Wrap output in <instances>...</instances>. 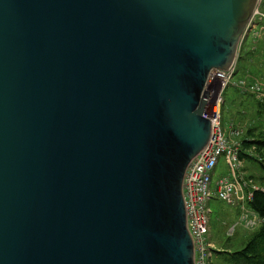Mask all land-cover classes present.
Segmentation results:
<instances>
[{
    "label": "water",
    "instance_id": "1",
    "mask_svg": "<svg viewBox=\"0 0 264 264\" xmlns=\"http://www.w3.org/2000/svg\"><path fill=\"white\" fill-rule=\"evenodd\" d=\"M258 2L0 0V264H195L206 84Z\"/></svg>",
    "mask_w": 264,
    "mask_h": 264
},
{
    "label": "rangeland",
    "instance_id": "2",
    "mask_svg": "<svg viewBox=\"0 0 264 264\" xmlns=\"http://www.w3.org/2000/svg\"><path fill=\"white\" fill-rule=\"evenodd\" d=\"M261 33L259 26L251 27L241 42L232 84L224 89L219 106L221 126L238 164L228 163L226 157L220 158L212 178V191L225 178L233 182L234 176L238 180L242 177L246 185L231 205L223 200L210 201L207 264H229V256L242 251L264 227V220L251 206L254 193H264V174L258 164L264 159V150L255 144L264 141V34ZM243 81L259 87L261 97L242 93L237 87ZM220 87L221 81L213 85L211 103L216 102Z\"/></svg>",
    "mask_w": 264,
    "mask_h": 264
},
{
    "label": "built area",
    "instance_id": "3",
    "mask_svg": "<svg viewBox=\"0 0 264 264\" xmlns=\"http://www.w3.org/2000/svg\"><path fill=\"white\" fill-rule=\"evenodd\" d=\"M264 0H259L252 19L246 29L244 39L250 32V28L259 26L264 34V12L262 5ZM257 35V34H256ZM235 63L227 72H213L209 77L206 90L212 92L213 85L221 81V87L216 94V102L211 103L212 94L209 93L208 105L203 115L211 123V136L207 146L190 163L186 170L183 180V199L186 211L187 229L192 238L195 264H207L209 257V244L207 235L209 233V220L211 210L209 207L212 199L223 200L227 204H233V200L238 198V192L241 187L246 185V181L240 177L234 176V181L225 178L215 190L212 191V178L216 171L220 158L226 157L230 164H238V158L233 153V146L227 139L222 126L219 106L222 102V94L225 88L232 84L235 75ZM245 81L238 84V89L242 93L261 97L259 87ZM259 94V96H258ZM241 184V186H240Z\"/></svg>",
    "mask_w": 264,
    "mask_h": 264
},
{
    "label": "trees",
    "instance_id": "4",
    "mask_svg": "<svg viewBox=\"0 0 264 264\" xmlns=\"http://www.w3.org/2000/svg\"><path fill=\"white\" fill-rule=\"evenodd\" d=\"M255 144L260 150H264V141ZM258 164L264 174V159L258 161ZM251 206L264 220V193H254ZM229 257V264H264V227L258 231L242 251Z\"/></svg>",
    "mask_w": 264,
    "mask_h": 264
},
{
    "label": "bare ground",
    "instance_id": "5",
    "mask_svg": "<svg viewBox=\"0 0 264 264\" xmlns=\"http://www.w3.org/2000/svg\"><path fill=\"white\" fill-rule=\"evenodd\" d=\"M226 90V89H225Z\"/></svg>",
    "mask_w": 264,
    "mask_h": 264
},
{
    "label": "crops",
    "instance_id": "6",
    "mask_svg": "<svg viewBox=\"0 0 264 264\" xmlns=\"http://www.w3.org/2000/svg\"><path fill=\"white\" fill-rule=\"evenodd\" d=\"M215 174V173H214Z\"/></svg>",
    "mask_w": 264,
    "mask_h": 264
}]
</instances>
